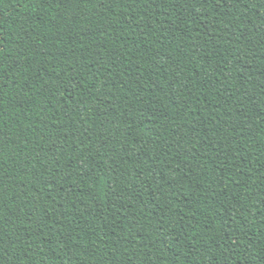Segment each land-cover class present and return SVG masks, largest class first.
Returning <instances> with one entry per match:
<instances>
[{"label":"trees","instance_id":"1","mask_svg":"<svg viewBox=\"0 0 264 264\" xmlns=\"http://www.w3.org/2000/svg\"><path fill=\"white\" fill-rule=\"evenodd\" d=\"M0 264H264V0H0Z\"/></svg>","mask_w":264,"mask_h":264}]
</instances>
